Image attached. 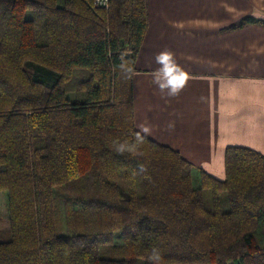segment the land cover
I'll return each instance as SVG.
<instances>
[{"label": "trees", "instance_id": "trees-1", "mask_svg": "<svg viewBox=\"0 0 264 264\" xmlns=\"http://www.w3.org/2000/svg\"><path fill=\"white\" fill-rule=\"evenodd\" d=\"M148 13L0 0V264H264V155L228 146L218 179L134 126Z\"/></svg>", "mask_w": 264, "mask_h": 264}, {"label": "crops", "instance_id": "crops-1", "mask_svg": "<svg viewBox=\"0 0 264 264\" xmlns=\"http://www.w3.org/2000/svg\"><path fill=\"white\" fill-rule=\"evenodd\" d=\"M148 12L132 74L135 128L218 179L228 146L264 155V27L229 29L264 20V0H148Z\"/></svg>", "mask_w": 264, "mask_h": 264}, {"label": "rangeland", "instance_id": "rangeland-1", "mask_svg": "<svg viewBox=\"0 0 264 264\" xmlns=\"http://www.w3.org/2000/svg\"><path fill=\"white\" fill-rule=\"evenodd\" d=\"M29 17V13H27ZM8 229V216L6 211V192L0 191V230Z\"/></svg>", "mask_w": 264, "mask_h": 264}, {"label": "built area", "instance_id": "built-area-1", "mask_svg": "<svg viewBox=\"0 0 264 264\" xmlns=\"http://www.w3.org/2000/svg\"><path fill=\"white\" fill-rule=\"evenodd\" d=\"M92 2L97 7L107 9L109 7L110 0H92Z\"/></svg>", "mask_w": 264, "mask_h": 264}, {"label": "clouds", "instance_id": "clouds-1", "mask_svg": "<svg viewBox=\"0 0 264 264\" xmlns=\"http://www.w3.org/2000/svg\"><path fill=\"white\" fill-rule=\"evenodd\" d=\"M167 58H168V57H166V59H167ZM175 91H176L175 89H172V90H171V94H175Z\"/></svg>", "mask_w": 264, "mask_h": 264}, {"label": "snow or ice", "instance_id": "snow-or-ice-1", "mask_svg": "<svg viewBox=\"0 0 264 264\" xmlns=\"http://www.w3.org/2000/svg\"><path fill=\"white\" fill-rule=\"evenodd\" d=\"M165 59H166V57H165Z\"/></svg>", "mask_w": 264, "mask_h": 264}]
</instances>
